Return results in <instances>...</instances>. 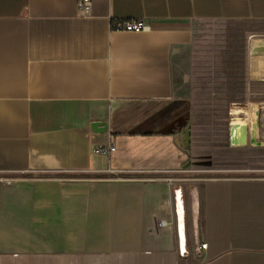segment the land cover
<instances>
[{
    "label": "crops",
    "instance_id": "0c3cea01",
    "mask_svg": "<svg viewBox=\"0 0 264 264\" xmlns=\"http://www.w3.org/2000/svg\"><path fill=\"white\" fill-rule=\"evenodd\" d=\"M212 20L263 24L264 0H0V264H264V178L204 174L252 147L247 111L205 133L175 83Z\"/></svg>",
    "mask_w": 264,
    "mask_h": 264
},
{
    "label": "rangeland",
    "instance_id": "374dc122",
    "mask_svg": "<svg viewBox=\"0 0 264 264\" xmlns=\"http://www.w3.org/2000/svg\"><path fill=\"white\" fill-rule=\"evenodd\" d=\"M197 41L192 49L190 60H182L176 73V85L179 91L190 96L198 111L200 131L209 132L214 126L215 134L226 133L230 121V111L235 106L247 111L242 118L248 126L253 119L259 127L258 140L261 145H252L237 152V166H218V171H205L207 176H225L246 174L263 176L264 172V72L260 70L259 60L264 54H252L251 48L256 42L264 43V23L254 24L248 21L212 20L198 22ZM260 47L258 46V50ZM248 60H258V72L252 73L253 92L258 96H246V78L253 65ZM257 74V75H256ZM262 78V79H260ZM258 109V111H256ZM236 113V112H235ZM237 114V113H236ZM245 117V118H244ZM253 117V118H252ZM261 132V133H260ZM234 150V149H231ZM235 166V167H234ZM249 169V171H227L226 168ZM48 174H39L46 176ZM139 179V178H138ZM144 179V178H142Z\"/></svg>",
    "mask_w": 264,
    "mask_h": 264
},
{
    "label": "built area",
    "instance_id": "2783aa9c",
    "mask_svg": "<svg viewBox=\"0 0 264 264\" xmlns=\"http://www.w3.org/2000/svg\"><path fill=\"white\" fill-rule=\"evenodd\" d=\"M78 8L80 10V13L82 14H89L92 8V0H78ZM116 28L121 29V30H126V31H143V30H148L150 29V25L146 23L143 19L138 18V19H123L117 22ZM114 146H110V150H114ZM103 148L98 147L96 148L97 152H101ZM240 171L246 172L249 171L248 169H241ZM264 172V169L262 170ZM254 177H263V176H254ZM179 210V209H178ZM167 224V222L163 219L157 220L156 221V229L159 230L162 227H164ZM201 246L203 248L207 247L206 243H202Z\"/></svg>",
    "mask_w": 264,
    "mask_h": 264
},
{
    "label": "bare ground",
    "instance_id": "6f19581e",
    "mask_svg": "<svg viewBox=\"0 0 264 264\" xmlns=\"http://www.w3.org/2000/svg\"><path fill=\"white\" fill-rule=\"evenodd\" d=\"M256 43L257 44H253V46L251 48L252 54H257V55L264 54V43L263 42H256ZM258 46L260 47L259 50H258ZM233 124L235 126L233 128L232 136H233L234 140H236V142H238V144L242 139L243 140L245 139L247 144H249V142L251 144H255V145H261L262 144V142L260 140H258L259 127H258L257 123L254 121V119L251 123L249 141H248V138L246 139V136H245V125H247V124H245L240 118H236V121H234Z\"/></svg>",
    "mask_w": 264,
    "mask_h": 264
},
{
    "label": "water",
    "instance_id": "95a60500",
    "mask_svg": "<svg viewBox=\"0 0 264 264\" xmlns=\"http://www.w3.org/2000/svg\"><path fill=\"white\" fill-rule=\"evenodd\" d=\"M234 124L232 123L231 124V138H232V143L233 144H236V145H246L247 144V142L245 141V139L243 140L242 138V140L239 142V144H238V142H236V140H234V138H233V136H232V132H233V128H234ZM245 136H246V139L248 138V141H249V138L250 137H248V126L247 125H245ZM183 142H184V144L186 145V146H189L190 145V129L189 128H185L184 129V138H183Z\"/></svg>",
    "mask_w": 264,
    "mask_h": 264
}]
</instances>
